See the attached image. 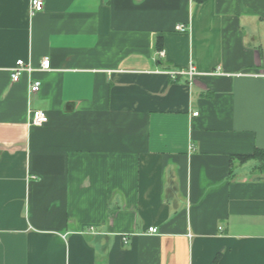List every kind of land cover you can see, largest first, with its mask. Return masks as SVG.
<instances>
[{
  "label": "crops",
  "instance_id": "1",
  "mask_svg": "<svg viewBox=\"0 0 264 264\" xmlns=\"http://www.w3.org/2000/svg\"><path fill=\"white\" fill-rule=\"evenodd\" d=\"M197 1L0 0V264H264V0Z\"/></svg>",
  "mask_w": 264,
  "mask_h": 264
},
{
  "label": "built area",
  "instance_id": "2",
  "mask_svg": "<svg viewBox=\"0 0 264 264\" xmlns=\"http://www.w3.org/2000/svg\"><path fill=\"white\" fill-rule=\"evenodd\" d=\"M44 9V3L43 0H30V16H34L37 13L42 12ZM176 30L178 32L184 33L187 31V28L183 25H178L176 27ZM159 55H163L162 52H159ZM50 68V62L48 59L44 58L41 61L40 69L39 70H49ZM34 70L30 67L29 64H25L22 60H18L15 64V67L11 70V82L16 83L19 81L21 74L26 73L28 76H30L31 72ZM188 75L189 79L192 80L194 76L198 75L195 68L193 66H190L186 73ZM174 76V75H172ZM264 76V75H262ZM40 89V82L38 81H31L29 85V94L33 95L36 94ZM196 115V114H195ZM47 122V117L41 112V111H32L30 116V123L33 126H42L44 123ZM156 228H148L149 234H155Z\"/></svg>",
  "mask_w": 264,
  "mask_h": 264
},
{
  "label": "trees",
  "instance_id": "3",
  "mask_svg": "<svg viewBox=\"0 0 264 264\" xmlns=\"http://www.w3.org/2000/svg\"><path fill=\"white\" fill-rule=\"evenodd\" d=\"M198 3H202L203 0H198ZM156 50L160 52L162 50V41L159 39L156 41ZM239 163H243L247 160H254L258 163L257 170L261 172L262 174L264 173V151L256 149L253 154L248 155V156H239L237 158ZM220 257V253L215 257L214 261L212 264H216Z\"/></svg>",
  "mask_w": 264,
  "mask_h": 264
}]
</instances>
